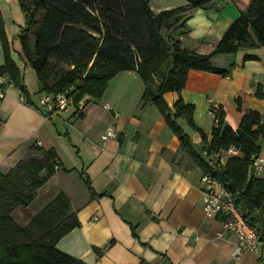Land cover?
Wrapping results in <instances>:
<instances>
[{
	"label": "crops",
	"instance_id": "1",
	"mask_svg": "<svg viewBox=\"0 0 264 264\" xmlns=\"http://www.w3.org/2000/svg\"><path fill=\"white\" fill-rule=\"evenodd\" d=\"M248 2L216 0L210 6L195 8L186 20L188 31L180 36L182 45L210 52ZM185 3L186 0H149L154 12ZM0 13L12 56L23 68L24 82L34 101L26 102L20 90L3 75L0 171L5 173L19 160L36 155L31 149L35 144L54 148L58 155L55 171L37 189L33 201L12 210L19 224H27L62 191L80 224L62 235L56 245L85 264H261L255 251L234 255L237 237L224 227L226 214H205L201 182L204 171L190 153L181 149L179 137L157 106L142 102L144 83L137 71L116 73L100 99L83 105L80 116L71 108L47 115L37 102L41 93L36 73L19 55L18 34L25 25L24 12L18 0H0ZM247 54L253 57H245ZM213 62L219 67L233 63L231 73L189 69L179 93H164L172 110L179 96L194 104L193 120L207 139L213 127L207 112L210 98L219 103L224 121L233 128L245 110L256 109L264 117V97L255 93L257 89L264 93V44L215 54ZM176 120L199 150L200 134L185 117ZM109 127L116 134L103 138ZM260 144L264 152V135ZM221 157L225 162L229 155L221 151ZM256 175L264 177V166ZM263 246L260 240V248ZM95 247L103 252L97 254Z\"/></svg>",
	"mask_w": 264,
	"mask_h": 264
},
{
	"label": "trees",
	"instance_id": "2",
	"mask_svg": "<svg viewBox=\"0 0 264 264\" xmlns=\"http://www.w3.org/2000/svg\"><path fill=\"white\" fill-rule=\"evenodd\" d=\"M215 1L186 0L183 5L154 12L149 0H18L25 15V25L18 34L19 55L25 65L34 69L38 92L64 94L72 100L75 107L72 113L77 116L85 103L101 98L116 73L137 71L144 83L142 102L150 101L157 106L179 137L181 149L190 153L204 172L227 184L242 216L260 230L264 177L253 174L251 164L253 156L261 151L263 115L256 109L245 110L238 126L233 128L224 121L221 108L218 123L213 125L207 139L193 120V103L179 96L172 110L164 99L165 92L182 90L189 69L229 75L233 63L228 67L216 66L215 54L235 53L264 44V0H249L210 52L183 46L180 36L188 31L186 20L193 10ZM0 42L3 52L0 75L7 76L26 102L33 104L23 68L12 56L1 13ZM3 84L1 81L0 90ZM255 93L264 97L258 89ZM237 107H241L238 98ZM179 116L185 117L200 134L199 150L176 120ZM230 145L240 148L241 155L229 156L225 162L215 158L209 164L213 152ZM31 149L36 155L19 160L5 173L0 171V264H85L56 245L62 235L80 224L64 192L57 193L25 225L12 216L16 206L33 201L37 189L55 171L58 162L54 148L44 149L35 144ZM86 184L91 190L89 179ZM259 239L264 243V233ZM95 250L97 254L103 252L102 248Z\"/></svg>",
	"mask_w": 264,
	"mask_h": 264
},
{
	"label": "built area",
	"instance_id": "3",
	"mask_svg": "<svg viewBox=\"0 0 264 264\" xmlns=\"http://www.w3.org/2000/svg\"><path fill=\"white\" fill-rule=\"evenodd\" d=\"M3 76L0 75V82L3 81ZM4 91L0 90V103L3 99ZM38 104L46 109L47 115L55 110L66 108L75 109L72 100L67 98L64 94H46L42 93L38 99ZM81 107V103L79 105ZM221 106L218 102L209 99L207 112L212 118L213 124L218 123L219 111ZM116 134L113 127H109L102 135L103 138L114 136ZM221 151L229 156L241 155V150L237 146L230 145L229 147L213 152L209 156V164H213V159L219 158L221 161ZM264 166V152L260 151L253 156L251 171L253 174L259 173ZM202 182V200L203 210L207 216H215L218 213L227 215L224 222V227L230 230L237 237V244L234 249V255L239 256L245 250H252L257 252L261 258V264H264V246L260 248V234L264 233V208L261 212V222L263 228L257 230L251 225L243 216L238 207L235 205V197L227 184L210 172H203L201 176Z\"/></svg>",
	"mask_w": 264,
	"mask_h": 264
},
{
	"label": "rangeland",
	"instance_id": "4",
	"mask_svg": "<svg viewBox=\"0 0 264 264\" xmlns=\"http://www.w3.org/2000/svg\"><path fill=\"white\" fill-rule=\"evenodd\" d=\"M154 3H155V2H154ZM154 3H152V4H154ZM154 7H156V6H155V4H154ZM31 70L33 71V69H32V68H31ZM184 121H185V120H184ZM186 124H187V123H186ZM213 125H214V124H213ZM189 129H190V127H189Z\"/></svg>",
	"mask_w": 264,
	"mask_h": 264
}]
</instances>
